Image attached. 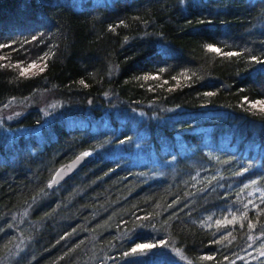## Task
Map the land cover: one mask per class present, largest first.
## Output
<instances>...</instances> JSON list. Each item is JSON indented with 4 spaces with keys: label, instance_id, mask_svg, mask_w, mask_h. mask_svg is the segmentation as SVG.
<instances>
[{
    "label": "trees",
    "instance_id": "1",
    "mask_svg": "<svg viewBox=\"0 0 264 264\" xmlns=\"http://www.w3.org/2000/svg\"><path fill=\"white\" fill-rule=\"evenodd\" d=\"M0 56V264H264V0H0Z\"/></svg>",
    "mask_w": 264,
    "mask_h": 264
},
{
    "label": "water",
    "instance_id": "2",
    "mask_svg": "<svg viewBox=\"0 0 264 264\" xmlns=\"http://www.w3.org/2000/svg\"><path fill=\"white\" fill-rule=\"evenodd\" d=\"M86 152L79 153L71 160L60 165L56 171L54 172L52 179L49 183V187H53L54 185L62 182L67 179L70 175H72L75 171L79 170L85 164L93 160V155Z\"/></svg>",
    "mask_w": 264,
    "mask_h": 264
},
{
    "label": "rangeland",
    "instance_id": "3",
    "mask_svg": "<svg viewBox=\"0 0 264 264\" xmlns=\"http://www.w3.org/2000/svg\"><path fill=\"white\" fill-rule=\"evenodd\" d=\"M3 56H0V58H2ZM42 68V62H35L32 64H28L26 66H24L22 68V71L24 73H34V72H39ZM260 106H264V103L260 102L259 103ZM19 131H21L22 129H18Z\"/></svg>",
    "mask_w": 264,
    "mask_h": 264
},
{
    "label": "snow or ice",
    "instance_id": "4",
    "mask_svg": "<svg viewBox=\"0 0 264 264\" xmlns=\"http://www.w3.org/2000/svg\"><path fill=\"white\" fill-rule=\"evenodd\" d=\"M262 103H264V102H262ZM85 155H87V153H85Z\"/></svg>",
    "mask_w": 264,
    "mask_h": 264
}]
</instances>
